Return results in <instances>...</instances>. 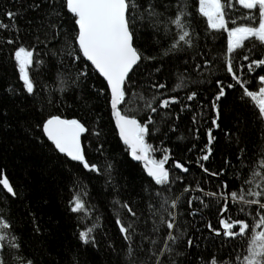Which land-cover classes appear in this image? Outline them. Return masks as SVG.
<instances>
[{"label":"snow or ice","instance_id":"1","mask_svg":"<svg viewBox=\"0 0 264 264\" xmlns=\"http://www.w3.org/2000/svg\"><path fill=\"white\" fill-rule=\"evenodd\" d=\"M11 2L16 6L0 8L10 22L0 21L9 33L0 38V78L14 79L4 93L22 113L17 124L22 120L32 141L53 159L78 162L77 174L69 173L65 202L77 217V230L75 244L58 250V258L43 246L25 252L19 221L11 216L19 192L0 179L6 197L0 207V264H92L90 253L98 264H264V145L252 153L242 145L245 117L229 114L237 121L234 132H225L232 151L215 170L211 166L214 130L224 123L230 91L248 107L264 138V0ZM149 29L154 55L141 45ZM218 36L224 37L219 43ZM172 68L177 73L170 86L163 78L173 79ZM129 101L135 110H129ZM82 102L99 109L91 126L61 113ZM185 112L191 114L189 136L199 141L203 129L206 142L193 143L187 151L196 149L195 159L182 161L164 141L179 130ZM105 113L127 154L144 162L150 178L136 200L119 183L114 163L92 162L89 149L103 154L108 143L102 139ZM9 115L0 101V129L11 128ZM176 138L186 139L183 133ZM156 139L158 148L149 143ZM192 164L200 175L189 181ZM101 176L104 186L96 199H106L108 216L89 205L84 183ZM141 202L145 207L138 212L134 205ZM28 215L32 231L40 234L35 213Z\"/></svg>","mask_w":264,"mask_h":264},{"label":"trees","instance_id":"2","mask_svg":"<svg viewBox=\"0 0 264 264\" xmlns=\"http://www.w3.org/2000/svg\"><path fill=\"white\" fill-rule=\"evenodd\" d=\"M4 6L15 7L16 5L11 0H0V8ZM237 8L239 9L240 6L237 5ZM0 21L6 24L10 23L2 15H0ZM16 23L22 24L23 22L17 20ZM8 35V32L0 29V38ZM222 39L224 37L218 36L217 43ZM141 45L147 54H156V46L153 43V34L150 29L143 32ZM213 55H215V52H213ZM165 63L167 64L168 62L165 61ZM212 70L215 71L214 68ZM204 71L206 73L208 69ZM172 72V80H169L167 75L163 78L170 86L175 80L177 69L172 68ZM216 74L222 75L220 72ZM96 79L98 81L102 78L96 74ZM9 82H14L11 76L7 79L0 78V101L9 107V120L12 125L11 128L5 125L3 129H0V172L3 173V175H0V179L7 178L19 192V197L13 198L11 216L14 220L19 221L16 230L22 237L21 243L24 245V251L31 253L41 249L43 246L47 248L53 258H58L56 255L58 250L70 248L75 244L73 233L77 230V217L75 214H70L66 211L65 202L69 198L68 189L71 187L68 184L69 173L77 174L79 171L78 162L62 163L60 160L53 159L46 148L32 141L30 135H26L22 120L20 124H17V120L22 113H19L12 106V102L4 93V89ZM189 86L191 87V85ZM180 95L183 96V92ZM203 95L207 96V92L203 93ZM91 103L95 104L96 102L92 101ZM224 105V123L220 129L214 130L217 142L215 156L211 165L213 170H215L217 164L221 163V158L229 156L232 151V148L228 147L230 139L229 136L225 135V132H234L237 121L235 119L229 120V114L233 116L241 115L247 119L246 124L242 123V127L245 130L242 133L241 143L246 146L249 153L259 151L260 147L264 145V138L261 136L259 126L253 122L248 107L240 103L236 92H229L227 99L224 100ZM176 107L178 110V106ZM135 108V103L129 101V110H135ZM96 112H99V109L95 107L89 108L87 102L72 105V110L61 109V113L66 118L76 116L82 119V122L89 121V126L92 125V117ZM103 120L106 127L104 129L105 137H102V139L106 138L108 143L104 145L103 154L96 153L94 149H89L92 153V162H97L103 166L105 159H107L114 163L119 173V183L126 185L129 192H132L131 199L136 200L138 198L137 194L141 192L142 185L147 183L150 178L147 177V173L141 163L133 160L127 154L126 146L123 145L122 141H119L118 135L112 131L114 121L108 123V113L103 114ZM179 125V130L174 135L169 134L171 138L164 141V146L172 150L173 157H178L182 161L194 160L196 149L191 153L187 149L192 147L193 143H196L198 147H203L206 142L204 130L201 129L199 141H195L189 136L188 128L191 127V114L188 112L181 115ZM181 133L186 139L177 140L176 137ZM88 142V140H85V145ZM149 143H152L157 148L161 146L159 139L150 140ZM234 147L235 145H233ZM153 156L161 158L162 154L153 153ZM231 158L235 159L234 156ZM199 175L197 167L194 164L190 165V174H188L187 179L194 181V179L199 178ZM84 183L88 184L91 192L92 199L88 201L89 205H95L101 215L108 216L111 209L109 208L106 211L103 206L107 202L106 199H96L97 191L104 186V178L101 176L99 180L92 179L90 184L85 180ZM85 198L88 199L87 196ZM5 202V195L0 192V207H3ZM134 207L139 212L145 205L141 202L138 205H134ZM29 210L36 215L37 222L42 229L40 234H35L32 231L31 217L28 215ZM80 227L83 228L84 224L82 223ZM101 247H103V242H101ZM90 259L92 264H98V258L94 254L90 253ZM45 264H50V261L46 260Z\"/></svg>","mask_w":264,"mask_h":264},{"label":"water","instance_id":"3","mask_svg":"<svg viewBox=\"0 0 264 264\" xmlns=\"http://www.w3.org/2000/svg\"><path fill=\"white\" fill-rule=\"evenodd\" d=\"M137 162L141 163L142 167L144 168V162L143 161H137ZM165 166L169 167V164H166ZM188 166L190 167V165H188Z\"/></svg>","mask_w":264,"mask_h":264}]
</instances>
